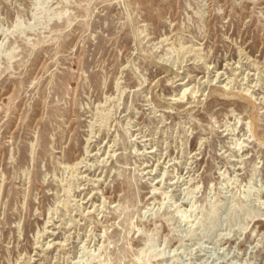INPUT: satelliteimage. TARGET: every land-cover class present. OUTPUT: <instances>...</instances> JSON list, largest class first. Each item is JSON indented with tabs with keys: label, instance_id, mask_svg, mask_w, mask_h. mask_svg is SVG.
<instances>
[{
	"label": "rangeland",
	"instance_id": "obj_1",
	"mask_svg": "<svg viewBox=\"0 0 264 264\" xmlns=\"http://www.w3.org/2000/svg\"><path fill=\"white\" fill-rule=\"evenodd\" d=\"M0 264H264V0H0Z\"/></svg>",
	"mask_w": 264,
	"mask_h": 264
},
{
	"label": "bare ground",
	"instance_id": "obj_2",
	"mask_svg": "<svg viewBox=\"0 0 264 264\" xmlns=\"http://www.w3.org/2000/svg\"><path fill=\"white\" fill-rule=\"evenodd\" d=\"M216 212H217V209H216V208H213V209L211 210V213H212L213 215H215Z\"/></svg>",
	"mask_w": 264,
	"mask_h": 264
}]
</instances>
